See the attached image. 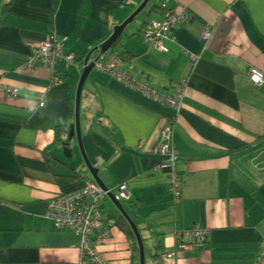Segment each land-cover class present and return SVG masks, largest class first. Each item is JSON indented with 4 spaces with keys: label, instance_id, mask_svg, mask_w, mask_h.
Returning a JSON list of instances; mask_svg holds the SVG:
<instances>
[{
    "label": "crops",
    "instance_id": "obj_1",
    "mask_svg": "<svg viewBox=\"0 0 264 264\" xmlns=\"http://www.w3.org/2000/svg\"><path fill=\"white\" fill-rule=\"evenodd\" d=\"M142 1L0 0V264H77L79 237L57 230L46 205L93 179L74 138L66 160L55 133L74 123L85 59ZM151 2L153 12L142 13L104 57H118L128 77L157 92L172 94L184 83L181 110L175 114L95 68L80 102L86 157L109 190L127 186L130 198L120 202L139 231L144 264H264V88L246 78L249 67L264 73V0ZM166 10L190 19L173 28L161 52L144 43L142 30ZM45 41L62 43L74 59L58 61L53 73L41 64L20 69ZM163 118L174 124L178 202L159 169L163 158L152 152ZM120 220L106 197L101 228L109 238L100 253L107 264H139L136 238L125 235ZM194 227L208 231L205 243L167 258L178 244L193 243L184 233Z\"/></svg>",
    "mask_w": 264,
    "mask_h": 264
},
{
    "label": "built area",
    "instance_id": "obj_2",
    "mask_svg": "<svg viewBox=\"0 0 264 264\" xmlns=\"http://www.w3.org/2000/svg\"><path fill=\"white\" fill-rule=\"evenodd\" d=\"M186 12L173 13L164 12L158 18L148 21L142 30L143 41L150 48L164 52V41L172 39V30L178 24L188 21ZM211 31L207 30L202 35V43L209 40ZM74 59L73 54H65L63 45L57 41H45L33 49L21 65L22 70L30 71L36 65L41 64L49 68L52 73L55 64L64 60L70 63ZM198 57L191 55V62H195ZM94 64V69L100 70L113 76L117 81L126 87L151 98L152 100L169 106L175 114H178L182 107L184 83H179L172 94L167 92H157L150 86L132 79L126 75L122 66V61L118 57L106 58L104 55L96 54L90 59ZM248 82L259 88H264V73L256 68L249 67L246 73ZM52 83L59 82L56 75L52 76ZM12 96L17 95L16 89L10 90ZM46 93L38 97L39 106L43 107ZM174 124L172 120L163 118L159 123L158 134L152 152L163 159L159 169L166 173L167 189L172 195L174 202H178L181 194V181L177 172V151L173 144ZM107 192H104L99 185L93 181H87L75 191L59 194L47 201L46 217L52 220L57 230H66L79 237L78 249L80 256L77 264H107L100 253V248L109 238V229L101 228L103 200ZM117 200L127 201L130 198L129 190L125 184H121L115 193ZM185 236L191 238L193 243H180L177 248L167 254V258L179 259L184 256L187 250H193L195 246L206 241L208 231L199 227H194L186 231ZM261 258L264 261V240L261 242Z\"/></svg>",
    "mask_w": 264,
    "mask_h": 264
},
{
    "label": "water",
    "instance_id": "obj_3",
    "mask_svg": "<svg viewBox=\"0 0 264 264\" xmlns=\"http://www.w3.org/2000/svg\"><path fill=\"white\" fill-rule=\"evenodd\" d=\"M151 2V0H143L137 8L133 10V12L121 23L116 24L112 28V33L110 36L102 42L98 47H96L95 54L105 55L108 51H110L124 34L126 28L131 25L144 11L147 5ZM90 55L84 61L83 71L78 81L76 97H75V119L74 123L68 127L67 132V142H61L62 155L64 159L71 160L72 159V150L68 147L69 142L75 138L76 142L80 148L82 160L86 170H88L91 178L99 185V187L107 192L106 197L108 200L115 206L117 211L124 217L129 226L131 227L132 232L137 241L138 250H139V264H144V249L142 239L140 237L139 231L134 224V222L130 219L128 214L124 211L121 202L116 199L115 193L112 190H109L102 180L98 176V169L93 167L89 159L86 157L85 151L82 145V137H81V127H80V102H81V94L83 90V86L86 83V80L89 74L94 70V64L90 61Z\"/></svg>",
    "mask_w": 264,
    "mask_h": 264
},
{
    "label": "trees",
    "instance_id": "obj_4",
    "mask_svg": "<svg viewBox=\"0 0 264 264\" xmlns=\"http://www.w3.org/2000/svg\"><path fill=\"white\" fill-rule=\"evenodd\" d=\"M149 5V4H148ZM148 5H147V7H148ZM146 7V8H147ZM146 8H145V10H146ZM153 10H154V7H150V9H149V13H151V12H153ZM169 10H166V11H164V12H168ZM174 13V12H173ZM189 16V15H188ZM190 18H188V20H189ZM151 20H153V19H151ZM116 45L111 49V53L112 52H115L116 50ZM122 52H120L119 53V56H121L122 54H121ZM204 54V53H203ZM62 128V131H57L56 130V135H55V139L57 140V143L59 144V143H61V142H67L68 141V139H67V130H68V127H67V129H66V127L65 126H63V127H61ZM60 130V129H59ZM178 172V171H177ZM181 192H182V190H181ZM114 193H116V192H114ZM180 196H181V194H180ZM171 197H172V195H171ZM180 199V198H179ZM172 201L174 202V200H173V197H172ZM121 202H125V201H123V200H121ZM101 210H102V206H101ZM117 223V226L125 233V235L129 238V239H131L133 242L135 241V236H134V234H133V232L131 231V228L129 227V225L125 222V220H120V221H117L116 222ZM200 244H204V242H202V243H200ZM136 245V244H135ZM135 250H137V247L135 246Z\"/></svg>",
    "mask_w": 264,
    "mask_h": 264
},
{
    "label": "rangeland",
    "instance_id": "obj_5",
    "mask_svg": "<svg viewBox=\"0 0 264 264\" xmlns=\"http://www.w3.org/2000/svg\"><path fill=\"white\" fill-rule=\"evenodd\" d=\"M153 5V2H151V3H149V5H148V7L146 8V10L143 12L144 13V15L145 14H149V9H150V7ZM140 17V16H139ZM139 17H138V19H139ZM133 24V23H132ZM131 24V25H132ZM67 129V128H66ZM73 143H74V145H75V153H76V157L78 158V157H80V158H82V156H81V152H80V148H79V146H78V144H77V142H76V139L74 138L73 139ZM108 203V202H107ZM110 205V204H109ZM106 206H108V204H106Z\"/></svg>",
    "mask_w": 264,
    "mask_h": 264
},
{
    "label": "bare ground",
    "instance_id": "obj_6",
    "mask_svg": "<svg viewBox=\"0 0 264 264\" xmlns=\"http://www.w3.org/2000/svg\"><path fill=\"white\" fill-rule=\"evenodd\" d=\"M91 61V60H90Z\"/></svg>",
    "mask_w": 264,
    "mask_h": 264
}]
</instances>
